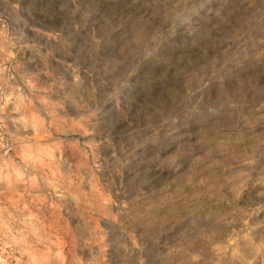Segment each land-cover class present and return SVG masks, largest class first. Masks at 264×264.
<instances>
[{
    "label": "rangeland",
    "instance_id": "374dc122",
    "mask_svg": "<svg viewBox=\"0 0 264 264\" xmlns=\"http://www.w3.org/2000/svg\"><path fill=\"white\" fill-rule=\"evenodd\" d=\"M0 264H264V0H0Z\"/></svg>",
    "mask_w": 264,
    "mask_h": 264
}]
</instances>
